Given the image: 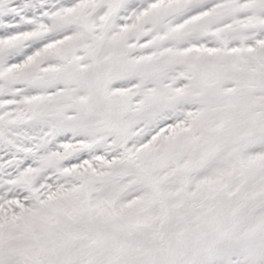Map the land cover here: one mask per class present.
<instances>
[{"label": "snow or ice", "instance_id": "6c2138e0", "mask_svg": "<svg viewBox=\"0 0 264 264\" xmlns=\"http://www.w3.org/2000/svg\"><path fill=\"white\" fill-rule=\"evenodd\" d=\"M0 264H264V0H0Z\"/></svg>", "mask_w": 264, "mask_h": 264}]
</instances>
